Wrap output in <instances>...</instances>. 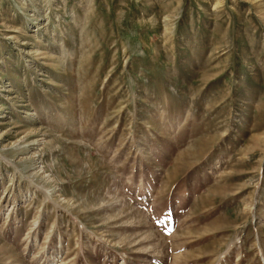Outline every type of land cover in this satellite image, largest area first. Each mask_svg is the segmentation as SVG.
I'll list each match as a JSON object with an SVG mask.
<instances>
[{
  "label": "rangeland",
  "instance_id": "rangeland-1",
  "mask_svg": "<svg viewBox=\"0 0 264 264\" xmlns=\"http://www.w3.org/2000/svg\"><path fill=\"white\" fill-rule=\"evenodd\" d=\"M0 264H264V0H0Z\"/></svg>",
  "mask_w": 264,
  "mask_h": 264
}]
</instances>
